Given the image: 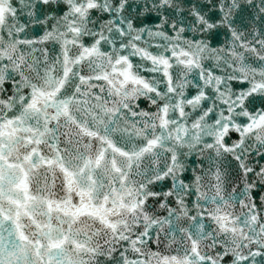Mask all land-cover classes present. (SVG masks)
<instances>
[{"label":"snow or ice","instance_id":"obj_1","mask_svg":"<svg viewBox=\"0 0 264 264\" xmlns=\"http://www.w3.org/2000/svg\"><path fill=\"white\" fill-rule=\"evenodd\" d=\"M0 264H264V0H0Z\"/></svg>","mask_w":264,"mask_h":264}]
</instances>
